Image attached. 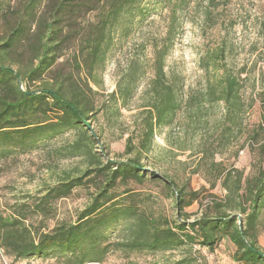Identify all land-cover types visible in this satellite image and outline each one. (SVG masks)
Returning a JSON list of instances; mask_svg holds the SVG:
<instances>
[{"label":"trees","instance_id":"16d2710c","mask_svg":"<svg viewBox=\"0 0 264 264\" xmlns=\"http://www.w3.org/2000/svg\"><path fill=\"white\" fill-rule=\"evenodd\" d=\"M150 1L21 0L16 12L0 8V25H6L0 35V156L30 153L74 132L76 137L67 145L65 155L88 162L81 175L63 178L45 188L42 196H26L23 199L28 201L17 203L10 214L0 213V249L16 263L54 259L55 264H102L110 253L122 249L158 252L200 246L214 252L228 239L236 248L233 259L237 264H264L259 242L264 170L247 178L238 174L225 204H217L213 215L202 214L190 221L191 215L185 210L195 199H189L184 188L150 172L142 163L156 130L171 124L181 108L176 85L167 76L166 60L175 45L179 14L197 7L200 0H154L170 12L171 22L166 37L153 47V97L150 108L143 113L138 145L128 139V154L132 157L126 161L105 160L108 153L95 151L98 139L92 121L100 110L94 101L97 92L87 77L65 74L61 69L53 71L63 57L64 43L71 37L64 35L65 21L77 23L80 15L96 12V22L77 46L75 56L76 69H81V57L87 74L93 77L95 68L104 61L116 27L123 25L127 34L137 18L144 20L151 13ZM142 67L141 61L131 62L111 98L125 103L132 98L143 75ZM220 88L217 99L227 103L232 116L241 104L239 78L228 73ZM214 94L212 90L210 95ZM259 96L264 105V92ZM224 175L228 188L233 174L225 169ZM147 180L163 182L173 192L177 212L173 223L151 218L141 210L131 186L143 185ZM90 186L95 192L74 221L43 231L48 228L47 219L56 201ZM121 186L125 190L119 194ZM118 229L125 237L111 241ZM172 264L189 262L183 259Z\"/></svg>","mask_w":264,"mask_h":264},{"label":"rangeland","instance_id":"374dc122","mask_svg":"<svg viewBox=\"0 0 264 264\" xmlns=\"http://www.w3.org/2000/svg\"><path fill=\"white\" fill-rule=\"evenodd\" d=\"M20 6L21 0H0V8L12 13ZM162 6L150 1L151 13L144 20L137 18L127 34L123 25L116 27L104 61L95 68L93 77L87 74L81 57V69H76L75 56L77 46L96 22V12H87L80 15L77 23L68 20L63 25L64 35L71 37L64 43L63 57L53 71L61 69L65 74L87 77L97 92L94 101L100 113L92 121V129L98 139L95 151L108 153L105 160L126 161L132 157L128 154V139L132 138L136 146L139 143L143 113L150 108L153 97V47L166 37L171 22L170 12ZM5 30L3 22L0 35ZM135 61H141L143 75L134 95L126 103L111 98ZM166 72L179 92L181 108L171 124L156 130L142 163L150 172L184 188L189 199H195L185 210L191 215L190 221H195L202 214L213 215L217 204H225L238 174L247 178L264 170V105L259 96L264 92V0H200L197 7L179 14ZM228 73L240 81L241 104L232 116L227 103L217 99L222 90L220 83ZM212 90L214 95H210ZM75 137L74 132L69 133L33 152L0 156V213L10 214L17 203L28 201L23 199L26 196H42L45 188L63 178L81 175L88 162L65 155ZM225 169L233 174L228 188L224 184L226 174L222 176ZM131 188L146 215L172 223L176 220L173 192L165 183L147 180L143 185L132 183ZM123 190L121 186L119 194ZM93 192L94 187H83L69 198L56 201L47 219L48 228L43 231L74 221L89 204ZM229 213L240 215L237 211ZM259 230L264 250V212ZM121 231H115L111 241L122 240L125 236ZM235 251L228 239L214 252L200 246L158 252L122 249L110 253L102 264H172L183 259L189 264H237L233 259ZM0 264L55 261L31 259L16 263L0 249Z\"/></svg>","mask_w":264,"mask_h":264}]
</instances>
